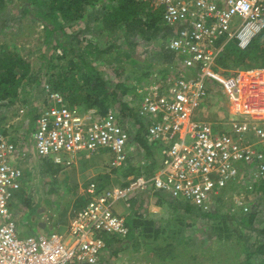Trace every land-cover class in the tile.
Here are the masks:
<instances>
[{
	"label": "built area",
	"instance_id": "obj_1",
	"mask_svg": "<svg viewBox=\"0 0 264 264\" xmlns=\"http://www.w3.org/2000/svg\"><path fill=\"white\" fill-rule=\"evenodd\" d=\"M154 5L172 30L169 49L194 71L164 90L154 89L140 103L152 119L150 140L165 144L159 168L150 176L142 171L126 187L101 190L91 182L65 231L21 238L9 203L21 190L23 174L10 162L14 143L0 131V264H106V238L130 232L117 210L121 203L140 194H164L207 212L212 197L231 183L248 176L264 182V69L228 75L216 66L229 42L244 50L264 30V0H154ZM208 83L218 85L226 97L229 132L196 117L209 96ZM48 96L33 134L42 158L70 166L80 153L108 150L112 170L128 163L130 135L113 111L106 117L94 109L72 111L60 94L49 91Z\"/></svg>",
	"mask_w": 264,
	"mask_h": 264
},
{
	"label": "trees",
	"instance_id": "obj_2",
	"mask_svg": "<svg viewBox=\"0 0 264 264\" xmlns=\"http://www.w3.org/2000/svg\"><path fill=\"white\" fill-rule=\"evenodd\" d=\"M98 1L100 0H31L36 8L33 18L41 23L44 32L45 48L41 50L40 57L42 67L35 73L36 75H31V64L25 61L18 52L8 51L5 46L7 44H1L0 108L14 105L20 100L31 105L36 98L33 91L39 92L45 80L50 91L60 94L72 111L85 112L94 109L103 117L113 111L116 122L130 135V159L122 168L113 169L104 178L94 180L102 190L105 188L102 180L109 179L108 176L112 173L119 174L122 177L120 187H126L129 184V178L141 175L142 171L150 176L159 168L161 150L165 144L150 140L148 131L152 119L135 101L142 102L149 93H145V90L158 82L168 80L170 73H176V80L187 76L184 72L181 74L178 71L184 57L169 49L168 42L173 34H171V28L163 21V10L154 5V0H105L102 3L104 15L99 19L94 18V21L100 22L106 32L112 36H115L116 31H120L122 36L116 35L112 40L115 39V42L126 40L125 43L129 48L151 41L157 42V51L154 56H157L158 63L167 64L166 68H161L154 76H150V67H143L150 63H146L145 59H139L143 55L142 52L136 54L120 52L118 60L116 57L112 58V61L105 67L106 71L98 70L96 63L101 64L103 58L108 57L105 53H108L95 49L91 45L80 46L73 43L68 38L65 28L67 25L78 26V23L82 22L90 11L92 12L91 9ZM4 7V0H0V11ZM94 13L92 12L90 17H93ZM222 42L219 41L217 46L219 47ZM51 51L54 53L59 51L61 55L50 56ZM57 62H65L67 68L64 70L55 64ZM216 66L228 75L231 71L264 69V30L244 50L240 49L235 41L229 42L220 52ZM130 73L133 77L129 76ZM106 74H109L108 79L104 78ZM144 79H146L145 82L149 80L148 86L142 83ZM26 89L33 91L29 95L21 96L27 91ZM212 96H219L224 100L221 88L215 90ZM46 99L45 108L49 104L48 98ZM39 114L32 111L34 122ZM4 120V117L0 116V131L7 135L1 126ZM133 158L136 160L138 158L139 162L135 163ZM45 162V166L49 167L47 164L51 163V160L45 159ZM240 181L231 183L222 193L233 192ZM256 188L264 200V182ZM153 196L155 197L148 199L147 202L145 197L138 201H134L135 198L129 201L132 215L128 217L126 225L130 232L123 238H106L108 249L106 264H111V259L129 245H133L135 250L141 247L146 248L148 252L157 257L160 264H166L169 260L174 262L179 256L182 258L174 245H180L176 237L179 231L185 230L188 225L176 217L179 212L195 218L200 217V219H220V223L213 228L217 241L228 243L232 239L233 235L228 228L227 221L221 219L219 211L204 212L187 201L173 199L164 194ZM219 198L216 199L217 202L220 201ZM148 205H151L150 209ZM81 206L80 203L77 208ZM244 208L245 206L237 207L238 211L231 216L250 226L255 222L258 212H255V207L251 208L249 213H247L249 208L247 212ZM249 253L244 261H235L234 264H257L255 260L264 257V242H260L257 248ZM252 256L254 260L251 259Z\"/></svg>",
	"mask_w": 264,
	"mask_h": 264
},
{
	"label": "rangeland",
	"instance_id": "obj_3",
	"mask_svg": "<svg viewBox=\"0 0 264 264\" xmlns=\"http://www.w3.org/2000/svg\"><path fill=\"white\" fill-rule=\"evenodd\" d=\"M104 1H98L91 9L92 12H95L93 17H90L92 12L88 10L90 11L89 14L84 17L82 22L78 23V26H65L68 38L77 45H91L95 49L108 53H105L108 57L103 58L101 64L96 63V67L100 71H106L105 67L112 61V58L116 57L118 60L120 52L128 54L142 52L143 55L139 59H145L146 63H150V65L143 66L150 67V76H154L161 68L165 69L167 64L158 63L157 56H154L155 51H157V42L151 41L138 47L129 48L125 43L126 40L122 42L112 40L116 35L122 36L120 31H116L115 36H112L106 32L100 22L94 21V18L99 19L104 15L105 11H103L102 6ZM4 2L5 7L0 11V45L5 43L8 51L18 52L25 61L31 64V75H36L35 73L42 67L41 50L45 48L42 25L33 18L36 14V8H34L31 0H4ZM109 41L114 42L108 43ZM51 53H49L50 56L53 54L54 56L56 54L61 55L59 51L56 53L51 51ZM55 64L64 70L67 68L65 62ZM108 75H104V78L108 79ZM129 76L133 77L131 73ZM171 76L166 83L162 81V87L166 88L176 81L175 76ZM149 80L145 82L146 79H144L142 83L147 85ZM39 90V92L27 90L25 91L27 93L24 92L21 95H29L32 91L35 92L36 98L31 105L20 100L14 105L0 108V116L5 119L1 124L2 130L6 131V136L14 143L16 152L20 153L18 168L23 174L22 191L14 193L9 203V211L18 218L14 220L21 238L43 234L50 235L54 232L60 233L61 229L66 228V222L80 205L79 200L83 197V190L90 184V181H98L112 172V169L107 165L108 156L96 160L92 159L91 162L86 163H81V160H78L76 164L72 163L70 166H56L52 162L47 164L49 167L45 166V158L36 152L32 139L36 124L33 120L32 111L41 113L46 98H49L46 95H48L50 87L45 80ZM213 103H209L203 108L205 117H211L212 120L219 118V114H222L226 109L223 100L217 99L216 103ZM220 119H223V115ZM222 122L223 120L220 123ZM133 161L137 163L139 159L133 158ZM75 176L76 180L73 181ZM108 178L102 180L105 183V188L121 186L122 177L119 174L112 173ZM128 180L130 181V179ZM260 184L259 180L248 176L247 179L238 183L233 192L222 193L223 191H220L212 197L210 211H219L221 219L227 221L228 228L232 232L233 237L228 243L219 242L216 239L217 236L213 228L220 223V219H200V217L195 218L179 212L176 217L188 225L185 230L179 231V235L176 237V241H180V245H174L182 258L179 256L176 261L169 260L165 263L234 264L235 261H244L249 256V252L254 251L260 242H264V200L256 188ZM217 198H219V202H217ZM240 206L249 208L247 213L251 212V208H256L255 212L258 214L252 225H245L238 219L232 218L231 215L236 213L237 207ZM122 213L124 214V210ZM40 223H47L49 226L43 233L39 229ZM50 227L55 229L51 230ZM145 249L141 247L139 250H135L133 245H129L120 250L111 263L160 264L157 257ZM251 259L254 260L253 256ZM255 263L264 264V257H259Z\"/></svg>",
	"mask_w": 264,
	"mask_h": 264
},
{
	"label": "crops",
	"instance_id": "obj_4",
	"mask_svg": "<svg viewBox=\"0 0 264 264\" xmlns=\"http://www.w3.org/2000/svg\"><path fill=\"white\" fill-rule=\"evenodd\" d=\"M71 31H73V30H71ZM171 33H172V30H171ZM179 72H181V74H183V72L186 74V76L188 77V76H190V75H193L194 74V71L193 70H191V69H185V67H183V65H181V66H179V70H178ZM173 72V71H172ZM236 72V71H235ZM233 73V72H232ZM176 73H174L173 72V74H171L170 73V76L171 77H174V76H176L175 75ZM168 75H169V73H168ZM169 76V77H170ZM168 77V78H169ZM167 78V79H168ZM168 80H166V81H163V82H167ZM170 81V80H169ZM162 81L161 82H158V83H156L154 86H152V87H150V88H147V90H145L146 92L145 93H147V92H151V91H154V89H156V88H159V89H166V88H164V87H162ZM220 87L218 86V85H216V84H214V83H208V91H209V96H208V98L207 99H205V100H202L201 102H200V104H199V106H198V109H197V111H196V117H197V119L198 120H201V121H203V122H206V123H208V124H210L215 130H218V131H227V132H229L230 131V128H229V120H230V110H229V105H228V103H227V100H226V97H225V95H224V99H225V103L224 104H226V109L224 110V112L222 113V114H219V118H215L214 120H212V118L211 117H205V115H204V106L205 105H207V104H209V103H216V100L217 99H220V101L222 100V98L221 97H215V96H212L213 95V93L215 92V90H217V89H219ZM222 90V89H221ZM223 92V91H222ZM215 99V100H214ZM213 100V101H212ZM224 101V100H223ZM135 103H141V101H135ZM213 103V104H214ZM199 107H200V110H199ZM223 115V119H220L221 118V116ZM223 120V122L222 123H220L221 121ZM222 128H224V129H222ZM32 139H33V137H32ZM33 145H34V142H33ZM128 150H130V148L128 149ZM19 155H20V153H18V152H16V154H15V156L14 157H12L11 158V160H10V162H11V164L12 165H14L15 167H18L19 165H18V162H19ZM107 157L108 156V162H107V165L109 164V162H110V159H111V153H110V151H108V150H102V151H100L99 153H97V154H94V155H90V154H88V153H80V154H78L77 156H75L74 158H73V160H72V163L73 164H76V162L79 160H81L80 162L81 163H86V162H89L90 160H92V159H100L101 157ZM130 157V156H129ZM91 162V161H90ZM143 163V162H142ZM109 166V165H108ZM129 179H131V178H129ZM76 180V176H75V179L73 180V181H75ZM94 180H92V181H90V183L91 182H93ZM88 184H89V182H88ZM87 184V185H88ZM86 189V188H85ZM85 189L83 190V191H85ZM143 197H145V198H147L145 201L147 202V200L148 199H152L153 197H155V196H150V195H142V194H140V195H138V196H136V197H134L135 199H134V201H138L139 199H141V198H143ZM84 199H85V195L83 194V197H81V200H79V202H81V201H84ZM133 199V198H132ZM132 199H130V200H132ZM130 200H128V201H126V202H124L122 205H120V207H118L117 208V210H118V213L122 216V217H124L125 219H126V221H127V219H128V217H131V215H132V211H131V209H130V205H129V201ZM149 206V208L148 209H150V207H151V205H148ZM147 206V207H148ZM124 210V214L122 213V211ZM72 216H73V214L71 215V217L69 218V220L66 222L67 223V225H66V228H67V226H68V224H69V222H70V220H71V218H72ZM15 219H18L17 217H15ZM47 223L45 224V223H40L39 224V229H40V231H41V233H43L44 231H45V229L47 228ZM49 227V226H48ZM66 228H64L63 230L61 229L60 231L61 232H63V231H65V229ZM50 229L51 230H53V229H55V228H51L50 227ZM43 235H45V234H43ZM106 255H108V251H106ZM113 259V258H112ZM111 259V260H112ZM112 264V263H111Z\"/></svg>",
	"mask_w": 264,
	"mask_h": 264
}]
</instances>
